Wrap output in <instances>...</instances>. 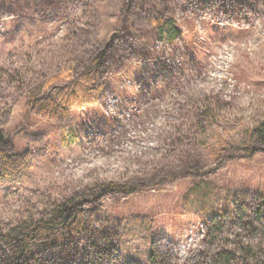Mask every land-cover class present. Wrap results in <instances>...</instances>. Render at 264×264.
Returning <instances> with one entry per match:
<instances>
[{
    "label": "rangeland",
    "instance_id": "obj_1",
    "mask_svg": "<svg viewBox=\"0 0 264 264\" xmlns=\"http://www.w3.org/2000/svg\"><path fill=\"white\" fill-rule=\"evenodd\" d=\"M158 19L177 25L173 43ZM101 51L96 91L68 121L28 109L31 93L81 79ZM263 123L264 0H0V130L27 159L0 179L5 232L75 198L92 218L91 244L116 234L105 264H148L153 253L161 264H212L237 241L264 250V211L243 226L264 198V148L245 150ZM188 165L220 189L215 208L236 197L219 241L208 238L211 217L185 205Z\"/></svg>",
    "mask_w": 264,
    "mask_h": 264
},
{
    "label": "trees",
    "instance_id": "obj_2",
    "mask_svg": "<svg viewBox=\"0 0 264 264\" xmlns=\"http://www.w3.org/2000/svg\"><path fill=\"white\" fill-rule=\"evenodd\" d=\"M159 25V37L164 41L173 43L180 35L177 25L172 20H156ZM106 52L101 51L98 56L91 59L90 65L83 70L81 79L73 80L63 86L54 94L43 96L42 90H36L28 97L27 106L39 117L56 123L63 124L68 121L71 110L81 106L91 98V93L96 91L95 84L100 79L101 69L105 65ZM54 78L50 80H59ZM205 115V114H204ZM251 141L264 148V123L249 133V145H245L248 156L258 149L251 150ZM10 141L6 138V130H0V179H11L15 172L23 171L27 159H19L10 153L6 147ZM248 146V147H247ZM223 149L220 150L222 154ZM19 160H16V159ZM19 164V165H17ZM184 173L191 178V185L185 198V205H193L198 209L200 216L208 221V238L219 241L216 232L224 228L225 218L232 219L237 210L236 197L233 199L228 194L221 209L215 208L220 195V189L209 182L199 178L195 166H187ZM176 179L180 178L175 174ZM106 190V188H103ZM112 191L120 194L132 195L133 190L110 184ZM84 202L75 198L67 200L64 204L55 206L48 219L19 221L16 227L5 232L0 228V264H105L115 247L116 234L101 235L102 242L94 241V236L88 230V219H92L84 208ZM264 211V198L258 202L255 210L251 207L250 220L243 226L251 231L252 216ZM89 233V234H88ZM96 237V236H95ZM107 237V238H106ZM241 237V236H239ZM239 239V238H237ZM93 248V249H92ZM93 250L94 253H90ZM96 258V259H94ZM264 250L237 241L235 248L223 246L213 255L212 264H264ZM262 261V262H261ZM137 264V263H134ZM148 264H161L157 255H151Z\"/></svg>",
    "mask_w": 264,
    "mask_h": 264
}]
</instances>
